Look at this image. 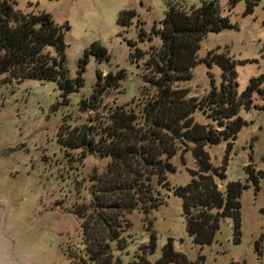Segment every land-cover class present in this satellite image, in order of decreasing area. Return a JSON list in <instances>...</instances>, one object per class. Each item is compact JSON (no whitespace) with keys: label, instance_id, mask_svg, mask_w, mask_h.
<instances>
[{"label":"rangeland","instance_id":"obj_1","mask_svg":"<svg viewBox=\"0 0 264 264\" xmlns=\"http://www.w3.org/2000/svg\"><path fill=\"white\" fill-rule=\"evenodd\" d=\"M15 1L21 9L45 11L56 23L69 25L65 34L69 79L78 77L80 61L93 43L104 47L109 59L98 61L88 54L83 85L69 94L56 81L0 80V264H92L83 244L80 208L91 204L92 188H98L97 180L106 173L110 157L78 148L79 133L90 130L89 138L96 143L104 116L114 108L138 113L146 95L154 93L143 80L150 54L161 47L153 30L161 29L169 5L188 9L199 7L202 0ZM249 6L251 11H247ZM219 8L233 27L209 32L200 41L192 76L180 86L189 91L188 97L200 99L213 85L220 86L221 67L203 61L213 51L227 53L237 62L238 95L251 78L264 75V0L253 5L239 0L231 10L227 0H219ZM122 10L136 12L129 27L117 23ZM136 49L143 57L134 61L130 55ZM120 71L124 79L116 89L102 94L97 109L82 110L81 101L91 97L97 74ZM239 115L245 124L231 150L227 151L224 140L205 149L214 167L225 166V179L217 180L221 190L228 182L245 186L239 197L238 233L232 218L220 217L211 243H196L189 234L182 199L174 195L173 188L189 184L190 171L198 165L191 150L183 156L178 151L172 158L176 170L168 174V187L157 188L162 203L149 214L137 209L125 216L131 226L121 236L125 241L121 246L117 242L110 245L114 263L139 264L141 257L155 263L171 240L174 252L187 264H264V99L253 94L252 105L241 107ZM193 117L201 125L214 123L200 110ZM69 139L73 149L66 144ZM248 165L255 179L248 174ZM152 235L155 248L150 252L144 246Z\"/></svg>","mask_w":264,"mask_h":264},{"label":"trees","instance_id":"obj_2","mask_svg":"<svg viewBox=\"0 0 264 264\" xmlns=\"http://www.w3.org/2000/svg\"><path fill=\"white\" fill-rule=\"evenodd\" d=\"M255 1L247 0L248 5ZM238 2L227 0L228 10ZM247 11H251L250 6ZM135 17L134 10H122L117 23L129 27ZM232 27L230 18L220 14L219 0H202L199 7L188 9L183 5H169L161 29L153 30L161 40V47L150 54L145 64L147 74L143 80L154 93L146 95L138 113L117 106L104 116L106 121L96 133L99 135L96 143L89 138L90 130L79 133L78 148L110 157L106 173L97 180L98 188H92L91 204L80 208L84 216L83 244L92 264H120L113 261L111 243L121 246L125 242L121 236L131 226L125 219L127 214L137 209L149 214L162 203L157 188L168 187V174L176 170L172 158L178 151L183 156L191 150L198 165L197 170L190 171L189 184L173 188L174 195L182 199L189 234L196 243H211L220 217L232 218L238 233L239 197L245 186L240 182H228L221 190L217 180L225 179V166L214 167L205 149L224 140L227 151L231 150L245 124L239 115L240 108H250L255 93L264 99V75L251 78L246 89L238 95L237 62L227 53L213 51L203 61L208 66L218 64L221 67L220 86L213 85L200 99L188 97L189 91L180 87L192 76L202 38L209 32ZM69 29L67 23H56L45 11H26L19 8L15 0H0V80L6 83L25 79L51 80L58 82L65 94L77 91L83 85L82 73L88 54L96 56L98 61L109 57L104 47L93 43L80 61L78 77L69 79L65 67V34ZM140 36H145L143 30ZM129 45L135 48L134 42L130 41ZM130 56L134 61L141 60L143 53L136 49ZM122 79L121 71L116 75L98 73L93 93L89 99L81 101V109H97L102 94L116 89ZM196 110L214 123H196L193 117ZM70 140L66 144L72 148ZM246 169L255 179L250 165ZM146 247L150 252L154 250V235ZM172 262L187 264L184 257L174 252L170 240L155 263L141 257L139 264Z\"/></svg>","mask_w":264,"mask_h":264}]
</instances>
